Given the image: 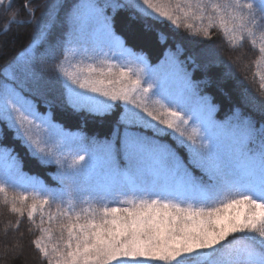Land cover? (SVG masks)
Listing matches in <instances>:
<instances>
[{
	"label": "snow or ice",
	"instance_id": "snow-or-ice-1",
	"mask_svg": "<svg viewBox=\"0 0 264 264\" xmlns=\"http://www.w3.org/2000/svg\"><path fill=\"white\" fill-rule=\"evenodd\" d=\"M14 7L0 0L14 13L0 35L34 21L35 30L0 79V199L27 212L43 264H264V0H55L39 20L33 0ZM109 7L163 47L156 68L116 33ZM213 28L233 49L259 41L251 81L233 70L239 58L225 62L194 39ZM58 51L55 80L45 79L42 61ZM189 67L231 103L223 121ZM54 109L100 120L109 133L86 143L55 123ZM9 137L56 165L58 187L23 172Z\"/></svg>",
	"mask_w": 264,
	"mask_h": 264
},
{
	"label": "trees",
	"instance_id": "trees-1",
	"mask_svg": "<svg viewBox=\"0 0 264 264\" xmlns=\"http://www.w3.org/2000/svg\"><path fill=\"white\" fill-rule=\"evenodd\" d=\"M109 0H98L100 4H106ZM25 0H15L14 12L18 9ZM36 6V19L41 18V13L46 9L47 5L55 2V0H33ZM77 0H68L69 4L76 3ZM106 15L111 17L113 28L118 35H120L126 42L127 46L132 48L135 52L142 54L150 64V66L157 65L164 58L163 47L146 37L136 34L128 25L126 13L122 10H117L115 13L112 8L105 9ZM14 13L5 14L0 9V29L4 26V21L9 19ZM26 17L21 12L18 19H25ZM35 30V21L31 25H24L18 27L12 25V30L7 36L0 35V49L3 50L2 58H0V79L3 78V69L5 66L20 53L29 43V38ZM183 34V33H181ZM195 40L201 44L209 45L218 53L219 58L225 62H232L239 58V67H234L236 75L241 79L247 74L249 81L252 79L253 72L256 71L253 61L259 59L258 49L251 46L248 40H245L243 47H239L237 43L236 48H231L226 42L225 37L215 28L211 29V36L204 37L202 34L194 37ZM62 53L58 51L53 59H45L42 61L48 66V71L44 73L45 79L55 80V72L52 70V64L55 60L61 58ZM246 65V67H245ZM188 71L192 75L193 83L198 85L200 91L211 98L212 103L216 106L217 111L215 117L218 121H223L229 114L232 107L229 100L224 97L217 89L214 82L204 83L205 74L200 70ZM246 81L247 86L253 91V95L257 99H261L258 95L257 85ZM53 87L59 90V85L54 84ZM254 118L259 121L261 119L258 113H254ZM53 119L55 123L61 125L66 131L73 133L75 136H84L90 143L93 140L103 141L108 133L109 126L100 120H88L85 122L80 116L71 114L68 111H61L59 109L53 110ZM4 143L15 147V153L19 155L22 164V170L29 176L38 177L45 186L52 188L54 182L49 175L52 173V167L42 166L36 159L30 157L24 150H22L18 142H14L11 138H7ZM20 220L19 228L15 227L16 221ZM31 229V231H30ZM7 233V234H6ZM39 235L38 229L34 227L25 214L19 217L11 213L10 206L3 203L0 199V264H43L38 252L32 245V240Z\"/></svg>",
	"mask_w": 264,
	"mask_h": 264
},
{
	"label": "rangeland",
	"instance_id": "rangeland-1",
	"mask_svg": "<svg viewBox=\"0 0 264 264\" xmlns=\"http://www.w3.org/2000/svg\"><path fill=\"white\" fill-rule=\"evenodd\" d=\"M106 4L107 3H110V0L108 1V2H105ZM237 43H239L238 41H237ZM256 48L257 49H259V41L257 42V45H256ZM159 64V63H158ZM157 64V65H158ZM150 65V64H149ZM157 65H155V66H151L152 68H156V66ZM260 71H262V72H264V63H262L261 64V67H260V69H259ZM202 93V92H201ZM202 94H204V93H202ZM205 95V94H204ZM215 119L217 120V118L215 117ZM218 121V120H217ZM79 138H83L84 140H85V142L86 143H90V141L86 138V137H84V136H81V137H79ZM48 166H50V167H52V173H54L55 171H56V165L55 164H52V165H48ZM53 182H54V185H53V187H58V182H56V181H54L53 180ZM52 187V188H53ZM28 192H29V194L31 195V189H28ZM16 193H14V192H12L11 190L9 191V193H8V195H9V198H11L13 195H15ZM31 201L29 200L28 201V203H30ZM10 206V205H9ZM59 206V203L57 202V204H53V205H51V207L49 208L48 206H46V215H47V212L48 211H51V212H53V213H55V211H56V209H57V207ZM77 210H79V209H77ZM25 214L27 215V212H25ZM34 219H35V221H36V224H39V222H40V215H39V211L36 213V215H35V217H34ZM61 217H57V220L56 221H54L53 222V228L54 229H56L57 227H58V224H59V222L61 221ZM45 227H48L49 225H48V223H47V220H46V222H45V225H44ZM39 232V231H38ZM58 235H59V233H58V231H55L54 230V233H53V238H54V240L56 239V238H58Z\"/></svg>",
	"mask_w": 264,
	"mask_h": 264
}]
</instances>
